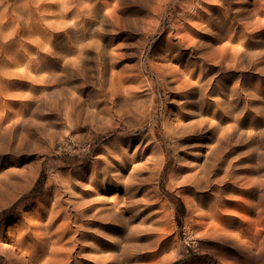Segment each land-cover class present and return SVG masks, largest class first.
Listing matches in <instances>:
<instances>
[{
	"label": "rangeland",
	"instance_id": "1",
	"mask_svg": "<svg viewBox=\"0 0 264 264\" xmlns=\"http://www.w3.org/2000/svg\"><path fill=\"white\" fill-rule=\"evenodd\" d=\"M112 1L89 0L91 4ZM248 1L253 4L256 0ZM124 3L125 10L120 8L117 11L124 27L121 30L115 29L109 35L115 37L109 48L116 54L114 68H110L109 75L112 72L124 73L123 85L132 88L124 94V108L144 112L150 110L153 104V116L158 125L154 129L149 123L138 125L132 121L133 114L130 112L126 122L120 127L114 125L112 131L113 120L125 113L117 107L119 104L110 105L113 87L107 86L105 91H101L97 86L95 72L91 68L93 64L88 67L86 80L78 76L77 72L72 74L69 68L60 67L57 71L60 77L55 83H37L38 86L45 87L44 94L50 104L55 105L54 101H57L59 112L47 109L33 112L30 107L24 109L21 100L6 97L7 108L0 109V118L9 113L15 115L22 110L24 115L16 129L0 132V150H3L0 151V184L4 186L17 183L24 191L16 202L3 207L0 212V264H9L12 250L16 252L17 258L24 259V264H49L57 260L58 264H63L62 255L55 259L50 254L34 257L26 249L19 253L16 251V243L24 231L31 230L26 241L46 237V225H52V235L48 237L50 241L56 242L57 236L53 234L62 225L80 218L79 210L85 208L80 203L83 191H89V196L92 192L93 200L98 197L99 192L106 199L105 205L91 214L97 225H100V217L104 215L113 219L112 225L122 224L126 225V231H139L142 236L149 238V243L160 239L148 254L149 262L239 264L241 257L246 256L250 264H264V206L251 211L243 188L233 191L226 199V208L212 219L204 211L203 205L197 211L191 208L196 196L187 181L193 180L194 173L198 176L197 179L203 177L204 173L198 170L200 166L194 161V150L200 143V138L195 139L190 132L199 128L202 118L211 121L216 108L211 106L203 116H199L198 94L192 93V96L187 97L182 93L183 89H178L179 83L172 77L174 71L189 70L199 56L219 55V51L230 43L229 34L239 30L241 22L235 20L226 27L214 42L213 51L206 52L207 49H203L188 61L189 55H183L184 60L178 59L177 54L168 51L166 46L169 40L175 43L176 38L191 37L192 30L202 21L201 16L210 13L213 6L211 0H174L163 11L159 10V5L165 4V0H125ZM145 3L148 6H143ZM182 6L187 8L190 16L181 17ZM216 12L218 10L214 14ZM134 22L137 26L133 25ZM254 28L251 27L250 30ZM209 35L211 34L205 37L207 43L211 40ZM239 41L235 39L233 46H240ZM257 44L250 48L251 55L255 58L263 54L262 47ZM218 61L219 58L213 63ZM159 71H163L167 77L166 87L161 84ZM258 76L255 73L248 74V85L254 88L260 83L264 90V83L256 79ZM233 77V72L224 69L221 72L215 71L210 79L221 85L226 82L236 84ZM12 91L27 94L26 88ZM210 94L214 96V100L220 97L218 90ZM77 96L82 97L85 106L80 114L72 112L75 106L71 107V100ZM153 97L158 100L156 103L152 102ZM245 101L242 98L235 102L234 110L225 111L231 121H225L221 125L228 127L233 119L238 121L234 126V138L240 141L235 146L241 164L249 162V155L264 152V98L253 101L249 110L244 106ZM185 104L187 106H183ZM218 119L222 118L218 116ZM165 120L183 125L187 135L180 143L182 146L165 136ZM26 121L28 125H23ZM67 137L75 144L92 142L89 156H81L64 147L62 141ZM125 139L128 143L123 142ZM19 144L27 147L18 151L6 149ZM116 145L121 147V153L126 152L128 156L134 152L139 154V158L133 160L121 156V161L129 167L125 175L119 174L117 177L110 168L114 162L110 154L118 150ZM156 152L159 161L153 166V171L146 172L142 169L132 172L133 167L143 166L146 158ZM192 166L198 168L192 169ZM102 171H106L109 180L113 179L105 185L101 182ZM136 174L139 180L136 179ZM260 174L264 176V172L260 171ZM57 177L70 181L69 187L61 182L56 183ZM113 182L118 184L115 187L113 185L112 189L105 191L101 188H107ZM49 195L53 196V201L47 200ZM54 201L60 203V207ZM97 203L94 201L91 204ZM102 209L103 215L100 213ZM52 210L59 212L51 216ZM64 212L70 215L71 220L66 219ZM117 215L119 218L115 220ZM236 245L241 246L238 248ZM241 247L246 251L242 252Z\"/></svg>",
	"mask_w": 264,
	"mask_h": 264
},
{
	"label": "bare ground",
	"instance_id": "2",
	"mask_svg": "<svg viewBox=\"0 0 264 264\" xmlns=\"http://www.w3.org/2000/svg\"><path fill=\"white\" fill-rule=\"evenodd\" d=\"M124 1L113 0L104 4H91L89 0H0V109L7 108L6 97H8L21 100L24 109L30 107L33 112L45 109L59 112L57 101H54L55 105L50 104L44 94L45 87L38 86L37 83L44 85H47L48 82L55 83L60 77L57 74L60 67L69 68L70 73L77 72L78 76L86 80L88 67L93 64L91 68L95 72L94 79L97 86L101 91H105L107 86L113 87L111 91L113 99L110 105L119 104L120 106L117 105V107L125 113L115 119L118 123L113 120L111 130L114 131V125L120 127L124 124L130 112L133 114L132 121L141 126L146 123L152 124L151 127L154 129L158 125L153 116L154 105L151 104L150 110L144 112L130 107L128 110L125 109L124 94L130 92L132 88L123 85L124 73L115 74L112 72L109 75L110 68H114L113 60L116 58L115 52L109 48L115 37L113 35L109 37V35L114 33L115 29L121 30L124 27L117 15L120 8L125 10ZM173 1L165 0V4L159 5V10L167 9L169 4H173ZM211 3L213 6L210 8V13L201 16L202 21L192 30L191 37L176 38L175 43L169 40L166 47L168 51L175 52L178 59L184 60L182 56L186 54L189 55L188 61H191L203 49H207L206 52L213 51L214 42L218 40L229 24L235 20L241 22L239 30L229 34L231 35L230 43L219 51V55L199 56L198 61L194 62L189 70L172 72V77L176 83H179L178 89L184 90L183 94L187 97L192 96V93L198 94L199 116H203V113L211 106L216 108L211 121L202 118L199 128L190 132L195 139L200 138V143L194 150V161L200 166L198 170L204 173V176L197 179L198 176L194 173L192 174L193 180L188 179L187 181L190 190L193 188L196 196L191 203V208L197 211L203 205L204 211L209 213V217L212 219L219 211L226 208L227 197L231 196L233 191L241 188L248 196L251 211L264 206V176L260 174V171L264 172V152L260 151L256 155H249V162L241 164L235 146L240 141L234 138V126L238 121L233 119V123L228 127H221L225 121L228 123L231 121L225 111L234 110L235 102L245 98L244 106L249 110L253 101L264 98L262 85L259 83L252 88L248 85L247 80L248 74L255 73V75H259L256 79L264 83V0H256L253 4L248 0H211ZM143 6L148 5L145 3ZM181 9L183 11L181 17L190 16L186 7L182 6ZM217 10L218 12L214 14ZM133 25L137 26V23L134 22ZM251 27L255 28L250 30ZM208 34H211L209 43L205 41ZM235 39L240 40V46H233ZM255 41L256 44L258 42L259 47H262L263 54L258 58L251 55L250 50L251 47L256 46ZM218 58L220 61L214 64L213 62ZM258 61L259 63H256ZM229 64L231 65L228 66ZM205 68L206 70H204ZM224 69L234 73L232 79L236 80V84L226 82L221 85L210 79L215 71L221 72ZM159 74L161 84L166 87V75L163 71H159ZM195 79L196 82H194ZM152 86L154 88L155 83ZM24 88H26L27 94L12 91ZM215 90L219 91L220 97L217 100H214V96L210 94ZM152 99L153 103L158 101L154 97ZM75 102L77 103L74 105ZM71 103H73L71 107L75 106L72 112L77 111L80 114L85 110L81 96L71 100ZM183 106H187V104ZM23 115L24 110L15 115L9 113L2 116L0 132L2 130L6 133L16 129L20 125ZM218 116L222 119L219 120ZM16 118L18 119L15 120ZM215 118H217L216 121H214ZM69 121L71 122V120ZM23 125H28V121ZM164 129L167 138L177 144H182L186 131L183 130L181 123L175 124L165 120ZM69 140V137L63 139L64 147L72 152L80 153L81 156H89L92 142L75 144ZM123 142L128 143L126 139ZM25 147H27L25 144H19L8 146L6 149L12 148L14 151H18ZM117 147L118 150H114L110 154L114 161L110 168L116 177L119 174L125 175L126 169L129 167L121 161V156L131 160L139 158L137 152L128 156L126 152L121 153V147ZM158 161V153H151L144 161L143 166L137 167L136 165V168H132V172L142 169L151 172ZM191 168H198V166ZM100 173L101 182L104 185L113 180L107 178L106 171ZM59 177H57L58 182L56 183L61 182L69 187L70 181L62 180ZM135 177L139 180L137 174ZM116 184L113 182L108 184L107 188H101L107 191L112 189L113 185L115 187ZM23 191L24 189L17 183L4 186L0 184V212L3 207L16 202ZM88 194L89 191H83V197L80 199L81 206L85 207V211L79 210L80 218L62 225L53 234L57 236L56 242L50 241L48 237L52 235V225H46L44 228L48 234L43 238L26 241V238L30 237L31 230L24 231L23 236L16 243V251L21 253L23 249H26L31 251L30 255L34 257H45L50 254L55 259L62 255L64 256L63 264H155L148 261V254L160 239L149 243L147 240L149 238L142 236L139 231L134 229L126 231V225L122 224L112 225L113 219L104 216L103 209L100 210V213H103V217H100L101 223L97 225L95 217L91 214L98 207L105 205L106 199L101 196V192L97 193L98 197L94 200L92 192H90V196ZM49 196L47 200L53 201V196ZM94 201L98 203L91 204ZM54 203L60 207V203L56 201ZM54 211H50L51 216L59 212ZM150 214L151 212L148 215ZM64 215L67 220H71L67 212H64ZM118 218L117 215L114 219ZM194 243L196 242L194 241ZM236 246L239 248L241 245ZM241 249L242 252L246 251L243 247ZM12 252L8 263L24 264V259L17 258L14 250ZM58 263L59 260L49 264ZM239 264H250V260L248 257L242 256Z\"/></svg>",
	"mask_w": 264,
	"mask_h": 264
}]
</instances>
